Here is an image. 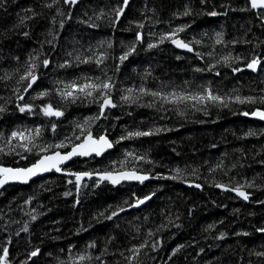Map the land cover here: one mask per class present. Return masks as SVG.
<instances>
[{
    "label": "trees",
    "instance_id": "trees-1",
    "mask_svg": "<svg viewBox=\"0 0 264 264\" xmlns=\"http://www.w3.org/2000/svg\"><path fill=\"white\" fill-rule=\"evenodd\" d=\"M122 1L0 0V166L25 168L67 152L90 131L114 150L74 158L62 171H136L157 179L117 187L86 179L77 190L73 175L51 172L8 185L0 191V255L8 249L7 264H129L132 249L145 245L132 264H264V123L251 115L264 111V10H251L247 0H132L115 26ZM178 27L185 30L174 38L189 43L192 54L159 42ZM253 59L255 71L247 67ZM32 63L38 79L24 92L28 81L20 76ZM108 77L116 106L102 115L99 93L59 95L73 81ZM128 89L133 99L125 101ZM209 90L224 102L201 99ZM48 104L63 115L45 116ZM13 131L31 133L32 142L9 145ZM137 131L152 134L129 136ZM221 187L251 197L243 202ZM81 254L91 259L77 262Z\"/></svg>",
    "mask_w": 264,
    "mask_h": 264
},
{
    "label": "snow or ice",
    "instance_id": "snow-or-ice-1",
    "mask_svg": "<svg viewBox=\"0 0 264 264\" xmlns=\"http://www.w3.org/2000/svg\"><path fill=\"white\" fill-rule=\"evenodd\" d=\"M78 2V0H64V3L70 4V5H75ZM128 4V0H123V7L117 9L116 15L119 17L120 15L123 14L124 7H126ZM250 5L252 9H264V0H250ZM187 14V13H185ZM210 15L215 16L217 15L216 12H211ZM143 25H140L142 27ZM185 29L183 27H178L174 31L166 33V34H161L159 37V42L163 43L165 40H170L171 43H173L176 47L186 49L187 51L191 52L193 51V48L190 46L189 43H185L184 40L174 38L177 36L178 33L183 32ZM142 37L140 34H137V40H141ZM223 42L222 38V33H217L216 34V43L220 44ZM197 43H199L197 41ZM111 47V44L108 45ZM149 48H154L157 47V44L151 43L148 45ZM135 51V46L133 45L127 52H125L123 55L119 57V60L121 63L128 58L132 54V52ZM79 59V57H77ZM225 61L229 59V57L224 58ZM91 58L84 60V63L90 62ZM104 57L100 56L99 59L95 61V63L99 66L100 64L103 63ZM43 66L47 67L49 65V60L45 59L43 60ZM259 60L258 59H253L250 63H248L247 67L252 69L253 71L256 70V66L258 65ZM62 67L64 65H61ZM37 65L35 63H32L31 66L27 69V71L20 76L21 81H28V83L24 86V92H27L29 89L32 88V85L36 83V80L38 79L37 75L34 74V70L36 69ZM215 67V65H213ZM239 69H233V71H238ZM197 71H200V69H197ZM219 75V73H217ZM114 87V85L111 83V77H108L107 80L100 81L99 78H97L96 81L89 79H86L85 82L83 83H77L73 81L70 84H66L64 89L59 91V95L67 99L69 97H72L73 99L78 98L75 96V93H81L86 97H92L95 93H99L100 96L103 98L102 103H101V115L103 114L104 108L111 106L115 107L116 105L112 103L111 97L108 95V93L111 91V89ZM144 89H141V92H143ZM129 95L123 96L122 99L125 101H130L132 100L131 92L132 89H128ZM47 92L41 93L40 96L47 95ZM152 96L156 97L159 96L161 99L168 101L169 97L162 95L161 93L158 92H151L150 93ZM172 96H176L175 93L171 94ZM184 97H179V99H183ZM201 99H207V100H212V101H219L220 103H223V99L219 96L213 95L212 92L209 90L207 93V96H202L200 97ZM19 100L24 99V95H19L18 97ZM236 101L240 103L244 102H251L255 103L256 100L252 97L247 98V101L244 99H241L239 96H237ZM261 103H264V99H261ZM19 110L21 112L24 111H32V106L31 105H18ZM3 108H0V111H3ZM43 114L48 117H60L63 115V112L54 109L51 104H48L42 108ZM244 115H249L250 113L245 112L243 113ZM253 116H257L259 119L264 120V111L262 110H256L251 113ZM87 124V121H85ZM35 133L38 135L40 132V129L37 128L34 130ZM53 131H55V125H53ZM159 131V129H157ZM151 132H132L129 133V136H147L151 135ZM16 139L19 141H25L27 140L29 143H31V133L28 135H25V131H13L11 133V136L8 140V144H11V140ZM79 139V137H77ZM65 145L63 143L55 145L57 148L64 147ZM51 147V146H49ZM112 143L106 138V136L101 135L99 137L94 138L92 133L89 131L87 135L85 136L84 140L82 143L75 145L72 150L66 154H61L60 152H56L53 155H45L41 159H39L35 164H33L31 167L28 168H7V167H0V187H3V185L9 181H19L22 183H27V181L34 175H36L39 172H46L50 171L52 169H55L57 172L62 171L59 165L64 163L65 161L71 159L74 155H80V156H87L95 153V155L99 156L101 155L106 149L111 148ZM26 151H30V149L25 148ZM0 151H3V148H0ZM41 151H47V148L41 149ZM128 155H131L129 153ZM140 159H143L142 157ZM69 175H74L75 176V182L77 186V190L80 188L81 181L87 177L89 179L92 178L93 173L91 172H82V173H67ZM98 178L100 181L107 180L113 184L119 183L121 180H137L140 181L141 183L144 180L149 179L148 176L146 175H137L135 171H123V172H118L114 173L112 171H106L104 173H97ZM177 175H179V170H177ZM168 178H175V177H168ZM73 181H69V183H72ZM199 187V185H196ZM219 187V185H217ZM237 195L241 196L243 199L247 200L248 195L244 192L241 191L239 188L235 189ZM67 195V194H66ZM151 197H146L145 199H150ZM145 200H138L137 205L144 203ZM118 213L113 212L112 215H117ZM111 219V216L108 217ZM35 219V217H33ZM25 231H27V227L25 226ZM261 231H264L262 229ZM149 235H152L150 232ZM222 238V237H221ZM145 245H141L138 248H133L132 249V256L126 257V259L129 261V264H132V262L136 259V256L139 254L140 248L144 247ZM89 247H95V244L89 245ZM39 253V249L31 252V256L35 257ZM7 257H8V249L4 248L3 249V254L0 255V264H7ZM78 261H83L85 259H91V256H85L83 254L79 255L77 258ZM96 259H99V257H96Z\"/></svg>",
    "mask_w": 264,
    "mask_h": 264
},
{
    "label": "water",
    "instance_id": "water-1",
    "mask_svg": "<svg viewBox=\"0 0 264 264\" xmlns=\"http://www.w3.org/2000/svg\"><path fill=\"white\" fill-rule=\"evenodd\" d=\"M132 0H128V4H127V6L129 5V3L131 2ZM248 1V3H249V6H250V9L251 10H253V11H256V10H259V9H252L251 8V5H250V0H247ZM127 6L126 7H124V10H123V14H124V12H125V10H126V8H127ZM121 7H123V1H122V5H121ZM262 10H264V9H262ZM122 14V15H123ZM122 15H120L119 17H117V15H116V21H115V26L117 25V22L120 20V18L122 17ZM138 34H140L141 35V33H138ZM142 37V36H141ZM178 39V38H177ZM138 41H141V40H138ZM168 44L173 48V49H175V50H177L178 52H186V53H193V51H191V52H189V51H187L186 49H183V48H179V47H176L173 43H171V41L169 40L168 41ZM257 67V66H256ZM37 81V80H36ZM35 84H33L32 85V87L34 86ZM30 90V89H29ZM28 90V91H29ZM27 91V92H28ZM258 121H260V122H262V123H264V120H261V119H259L257 116H254ZM105 136V135H104ZM85 138V137H84ZM84 138L82 139V141L81 142H79L78 144H80V143H82L83 142V140H84ZM94 138H96V137H94ZM107 138V137H106ZM108 139V138H107ZM109 140V139H108ZM110 141V140H109ZM111 142V141H110ZM112 143V142H111ZM78 144H76V145H78ZM75 146V145H74ZM74 146H72L67 152H60L62 155L63 154H66V153H68V152H70L71 150H72V148L74 147ZM114 150V147H113V144H112V147L111 148H108V149H106L101 155H99V156H97V155H95V153H93V154H91V155H87V156H80V155H74L71 159H69V160H67V161H65L64 163H62L61 165H59L60 166V168L62 167V166H65V165H67L70 161H72L74 158H89V157H92V156H95V157H98V158H100L101 156H103V155H105V154H107V153H109V152H112ZM56 152H59V151H56ZM56 152H53V153H50V154H48V155H53V154H55ZM45 156V155H44ZM43 156H41L39 159H41ZM38 159V160H39ZM37 160V161H38ZM36 161V162H37ZM36 162H34L33 164H35ZM32 164V165H33ZM32 165H30V166H28V167H31ZM0 167H4V166H0ZM28 167H25V168H28ZM7 168H11V167H7ZM13 169H15V168H13ZM51 172H55V173H57L58 175H61V176H68V174L66 173V172H64V171H60V172H57L55 169H52V170H50V171H46V172H39V173H37L36 175H34V176H32L28 181H27V183H22V182H19V181H9V182H7V183H5L4 185H3V187H0V191L4 188V187H6V186H8V185H23V186H25V185H28V184H30L32 181H34V180H36V179H38V178H40V177H43V176H46V175H48L49 173H51ZM120 172H123V171H120ZM136 172V171H135ZM114 173H118V172H114ZM97 173H93V176H92V178L91 179H96V180H98V181H100L99 180V178H98V175H96ZM136 174L137 175H146V176H148L149 177V179H147V180H144L143 182H148V181H155V180H157L155 177H151L150 175H147V174H142V173H138V172H136ZM73 177H74V179H75V176L73 175ZM86 179H89V178H87V177H85L81 182H83L84 180H86ZM100 182H102V183H107L109 186H112V187H117V186H119V185H121V184H124V183H141L140 181H137V180H121L119 183H117V184H113V183H111V182H109V181H107V180H104V181H100ZM142 182V183H143ZM222 191H227V192H230L232 195H234L237 199H239V200H241V201H243V202H247L248 200H249V198L251 197L250 196V194H248L244 189H240L241 191H244L247 195H248V199L247 200H245V199H243L241 196H239V195H237V193H236V191H235V189H230V188H225V187H221L220 188ZM141 200H145V202L144 203H142V204H139L138 206H136L137 208H140L141 206H143L145 203H147L150 199H141ZM137 205V204H136Z\"/></svg>",
    "mask_w": 264,
    "mask_h": 264
},
{
    "label": "flooded vegetation",
    "instance_id": "flooded-vegetation-1",
    "mask_svg": "<svg viewBox=\"0 0 264 264\" xmlns=\"http://www.w3.org/2000/svg\"><path fill=\"white\" fill-rule=\"evenodd\" d=\"M256 70H257V67H256Z\"/></svg>",
    "mask_w": 264,
    "mask_h": 264
}]
</instances>
